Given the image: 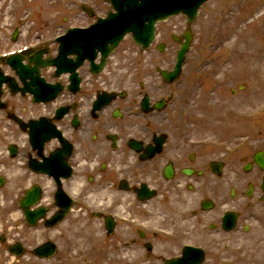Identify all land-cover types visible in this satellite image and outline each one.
<instances>
[{
  "label": "flooded vegetation",
  "instance_id": "flooded-vegetation-1",
  "mask_svg": "<svg viewBox=\"0 0 264 264\" xmlns=\"http://www.w3.org/2000/svg\"><path fill=\"white\" fill-rule=\"evenodd\" d=\"M85 68L90 72L87 65L79 72ZM47 73L44 78L53 82L54 73ZM79 77L75 93L65 91L44 110L43 116L49 118L60 109L67 111L56 123L63 142L54 139L35 150L28 144H17L12 152L3 144L6 136L0 134V258L11 256L10 246L15 244H21L25 253L32 255L27 250L36 242L34 233L38 231L42 242L49 241L46 223L62 210L56 203L61 192L80 199V208L86 213L90 211L94 216L95 212H106L103 223L106 217L113 222L112 215L129 220L124 227L115 223L114 236H119L125 248L133 249L141 262L165 264L182 258L186 246L194 244L198 248L201 242L206 250L203 264H217L218 244L189 226V217L203 227L209 220L204 212L205 201L213 200L214 209L223 207L218 202L224 197V178L213 170V165L225 161L219 136L168 127L164 122L169 117L164 115L168 110H177L171 103H166L162 112L144 111L145 97L151 107L162 95L176 93L174 89L156 87L151 81H98L91 74L93 80L88 81L82 73ZM115 84L113 89L102 88ZM64 85H69L68 80ZM103 92L120 96L105 105L104 99L98 102ZM7 107V118L15 114L22 117L27 112L15 103L7 102ZM189 109L201 113L207 111V106L199 103ZM12 134L15 142L22 139L19 129ZM162 135L164 144H154L155 138ZM30 192L40 198V207L46 212V220L37 229L28 226L20 208ZM223 216L224 212L211 217L217 224L214 233L223 235L218 227ZM139 226L147 231L142 232ZM155 229L174 238L164 239L155 234ZM196 258L194 254L187 263Z\"/></svg>",
  "mask_w": 264,
  "mask_h": 264
},
{
  "label": "rangeland",
  "instance_id": "rangeland-1",
  "mask_svg": "<svg viewBox=\"0 0 264 264\" xmlns=\"http://www.w3.org/2000/svg\"><path fill=\"white\" fill-rule=\"evenodd\" d=\"M70 1L0 0V53L27 43L35 44L39 39L55 36L63 29L75 25L76 22H64L79 15L73 6L68 8L74 2ZM81 1L91 4L103 0H80L73 5L78 6ZM261 4L264 5V0H212L206 4L191 26L193 41L183 77L185 80L212 82L205 85L209 90L214 86L213 82L224 84L222 97L231 102L227 105L229 110L224 118L228 123L235 124V132L226 121L219 128L230 134L228 141L240 145L241 153L246 152L249 156L264 149V21L255 23L252 20L256 17L257 5ZM246 14H252V18L246 20ZM14 22H17L16 25ZM14 26L20 28L22 34L15 43L11 40ZM186 28L182 17L160 26L159 41L164 42L168 48L165 59L174 61L178 46L172 37H181ZM205 29L209 32L208 41L204 38ZM169 35L172 37L168 38ZM225 38L229 41L225 42ZM239 86H246V89L239 92L236 90ZM233 90L237 92L235 96L231 94ZM241 153L238 152V156ZM254 175L245 176L240 167L242 179L249 180ZM249 204L253 206V218L243 222L249 232L242 234L240 239V264H264V202L256 198L253 202L248 201ZM84 224L79 225V229L83 230L81 236L89 229ZM78 240L85 245L82 240ZM93 249L97 253L94 257L98 256L97 261H101L100 252L105 249L100 246ZM89 250L86 249V253ZM120 258V255L115 256L108 264H131ZM75 261L74 264H92L90 254L79 256Z\"/></svg>",
  "mask_w": 264,
  "mask_h": 264
},
{
  "label": "water",
  "instance_id": "water-1",
  "mask_svg": "<svg viewBox=\"0 0 264 264\" xmlns=\"http://www.w3.org/2000/svg\"><path fill=\"white\" fill-rule=\"evenodd\" d=\"M110 1L117 14L110 15L107 20L102 21L99 27L94 28L89 34V38L97 42L93 49L103 51L105 56L114 51L127 33H133L134 39L138 43H144L147 47L153 41L154 28L157 22L180 13L187 15L192 21L195 19L199 7L207 0ZM8 63L14 66L19 65L20 58H12ZM1 83L2 81H0V85Z\"/></svg>",
  "mask_w": 264,
  "mask_h": 264
},
{
  "label": "bare ground",
  "instance_id": "bare-ground-1",
  "mask_svg": "<svg viewBox=\"0 0 264 264\" xmlns=\"http://www.w3.org/2000/svg\"><path fill=\"white\" fill-rule=\"evenodd\" d=\"M262 19H263V21H264V13H263V15H262V17H261ZM262 39L264 40V36L262 35Z\"/></svg>",
  "mask_w": 264,
  "mask_h": 264
}]
</instances>
